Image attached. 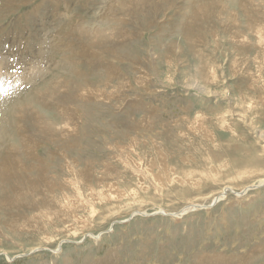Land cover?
<instances>
[{
	"label": "rangeland",
	"instance_id": "374dc122",
	"mask_svg": "<svg viewBox=\"0 0 264 264\" xmlns=\"http://www.w3.org/2000/svg\"><path fill=\"white\" fill-rule=\"evenodd\" d=\"M262 180L264 0H0V264H264Z\"/></svg>",
	"mask_w": 264,
	"mask_h": 264
},
{
	"label": "bare ground",
	"instance_id": "6f19581e",
	"mask_svg": "<svg viewBox=\"0 0 264 264\" xmlns=\"http://www.w3.org/2000/svg\"><path fill=\"white\" fill-rule=\"evenodd\" d=\"M262 182H264V180H262ZM222 196V195H221ZM195 206V205H194ZM192 208V207H191ZM196 208V207H195ZM189 209V208H188ZM60 250V249H59ZM58 251V250H57Z\"/></svg>",
	"mask_w": 264,
	"mask_h": 264
},
{
	"label": "water",
	"instance_id": "95a60500",
	"mask_svg": "<svg viewBox=\"0 0 264 264\" xmlns=\"http://www.w3.org/2000/svg\"><path fill=\"white\" fill-rule=\"evenodd\" d=\"M214 205V204H213Z\"/></svg>",
	"mask_w": 264,
	"mask_h": 264
}]
</instances>
